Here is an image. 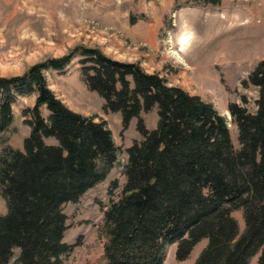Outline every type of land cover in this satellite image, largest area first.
<instances>
[{"label": "trees", "instance_id": "16d2710c", "mask_svg": "<svg viewBox=\"0 0 264 264\" xmlns=\"http://www.w3.org/2000/svg\"><path fill=\"white\" fill-rule=\"evenodd\" d=\"M216 5L219 0H197ZM77 58L86 88L103 100V111L120 113L122 131L136 119L135 140L125 150V183L108 191L103 210L104 264H164L165 248L188 259L207 244L194 264H264V57L241 81L257 90L229 103L237 129L233 146L227 122L214 106L169 85L138 63L121 62L98 48L76 46L22 74L0 77V133L13 123L17 98L34 96L22 110L29 127L23 150L4 145L0 153V264H63L79 243L63 241V207L104 181L118 149L106 121L69 109L48 87L44 72L63 71ZM156 108L147 129L141 112ZM42 109L47 111L43 116ZM242 212L244 230L232 216Z\"/></svg>", "mask_w": 264, "mask_h": 264}, {"label": "rangeland", "instance_id": "374dc122", "mask_svg": "<svg viewBox=\"0 0 264 264\" xmlns=\"http://www.w3.org/2000/svg\"><path fill=\"white\" fill-rule=\"evenodd\" d=\"M188 37L183 50L178 45ZM76 46L98 48L121 62L138 63L147 73H158L167 83L211 103L227 122L238 148L237 129L227 112L229 103L248 99L254 109L257 90L242 88L241 81L264 57V0H219L216 5L197 0H0V77L22 74L31 65L65 55ZM48 87L69 109L104 120L118 149L106 179L63 207L66 231L63 241L79 243L63 264H104L103 210L108 191L117 197L124 183L125 150L141 137L136 119L122 131L121 114L103 111V100L90 92L80 75L77 58L61 72L45 71ZM34 96L19 97L13 105V123L0 133L4 145L23 150L30 129L22 110L31 108ZM43 116L47 111L42 109ZM147 129L156 127V108L141 112ZM6 211L0 198V215ZM232 216L244 230L242 212ZM204 242V241H203ZM198 243L185 261L175 259L176 245L165 248L164 264H194ZM18 250L9 264H15ZM258 255L249 264L257 263Z\"/></svg>", "mask_w": 264, "mask_h": 264}, {"label": "bare ground", "instance_id": "6f19581e", "mask_svg": "<svg viewBox=\"0 0 264 264\" xmlns=\"http://www.w3.org/2000/svg\"><path fill=\"white\" fill-rule=\"evenodd\" d=\"M188 39H190V38H188V37H182L180 40H179V42H178V46L181 48L179 51L181 52L182 50H183V48H184V46H186L187 45V43H188Z\"/></svg>", "mask_w": 264, "mask_h": 264}, {"label": "crops", "instance_id": "0c3cea01", "mask_svg": "<svg viewBox=\"0 0 264 264\" xmlns=\"http://www.w3.org/2000/svg\"><path fill=\"white\" fill-rule=\"evenodd\" d=\"M203 241H204V242H203ZM201 242L205 243V244H204V247H205L206 244H207V241H206V240H202ZM204 247H203V248H204ZM200 252H201V251H199V253H200ZM199 253H198V255H199ZM197 257H198V256H197Z\"/></svg>", "mask_w": 264, "mask_h": 264}]
</instances>
